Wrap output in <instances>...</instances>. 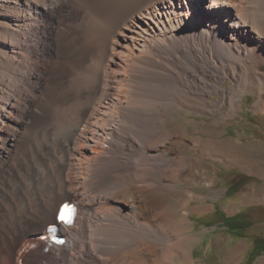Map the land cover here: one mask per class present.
Returning <instances> with one entry per match:
<instances>
[{"label":"bare ground","instance_id":"1","mask_svg":"<svg viewBox=\"0 0 264 264\" xmlns=\"http://www.w3.org/2000/svg\"><path fill=\"white\" fill-rule=\"evenodd\" d=\"M193 1L103 0L76 15V0H0V264H157L161 251L193 263V198L173 187L171 172L186 175L180 157L165 155L178 137L167 120L184 108L217 114L225 104L232 117L246 92L262 95L264 0H206L216 21L182 33L198 18ZM55 25L80 31L103 61L49 77L53 61H42L40 43L50 46ZM149 63L157 64V100L144 108L134 77ZM130 152L141 163L132 180L112 167L130 164ZM164 191L181 202L179 219ZM67 200L79 207L71 227L57 220ZM51 225L63 246L45 237ZM124 227L135 244L107 235ZM30 244L37 248L27 254Z\"/></svg>","mask_w":264,"mask_h":264},{"label":"rangeland","instance_id":"2","mask_svg":"<svg viewBox=\"0 0 264 264\" xmlns=\"http://www.w3.org/2000/svg\"><path fill=\"white\" fill-rule=\"evenodd\" d=\"M205 1H193L194 15L196 14L198 18L195 22L194 17L188 19L187 22L191 25L187 27L184 24L181 28L182 33L202 27L209 21H216L208 15ZM106 2L114 7V0ZM202 2L205 3L200 7ZM102 3L103 0H76L78 9L75 8V14L89 7L101 6ZM121 14L123 13L120 12L119 16ZM1 21H5L4 16H1ZM13 23L14 21H10V24ZM58 28V25L54 26V29ZM106 28L109 31L107 25ZM58 30V33L56 31L53 34L54 39L50 40V46H43V43H40L42 61H53L49 77L54 76V80L68 78L78 65H84L89 61H103L104 55L96 51V45L81 37L80 31L69 33L67 28ZM2 48L5 49L4 45ZM55 61L69 62L56 65ZM259 69L264 73V68ZM134 79L138 90L136 100L141 107L147 108L152 100H157V90L151 86L157 83V64L149 63L137 67ZM225 82L223 87L228 86L231 80L227 79ZM262 95L246 92L240 101L238 111L232 117H225L224 113L229 109L228 104H225L221 108L222 112L219 111L217 114L184 108L167 120V124L178 132L175 142H179V145L175 146V142L169 144L165 155L173 161L180 157L186 175V181H183L181 170L177 169L178 174L171 172L172 184L173 187L180 189L183 198L188 196L193 198L187 206L189 211L187 219L192 228L186 234L190 236L186 246L191 251L194 264H245L254 238H264V200H258L264 194V110L257 107H260V102H264L263 90ZM211 98L215 100L219 97L214 94ZM87 147V144H83V149ZM121 155L116 152L114 158L117 159ZM128 156L132 157L130 164L114 162L112 167L119 168L121 176L132 180L141 163L135 160V152H130ZM237 175L245 176L242 182L248 177L251 180L249 182L247 180L236 192L228 193V188L232 186V180ZM262 176L263 178L259 179ZM163 193L167 197V203H170L172 213L178 219L182 217L183 213L179 212L183 208L181 202L167 196L165 191ZM239 213H245L252 225L246 233L244 232V238L231 234L219 220L222 215L232 217ZM107 235L118 244L133 245L136 242V232L130 227L111 230ZM33 251L34 249L27 254ZM160 254L158 253L162 260L157 261V264H193L186 261L185 253L182 251L176 252V255L169 259L162 251ZM254 264H264V253Z\"/></svg>","mask_w":264,"mask_h":264},{"label":"trees","instance_id":"3","mask_svg":"<svg viewBox=\"0 0 264 264\" xmlns=\"http://www.w3.org/2000/svg\"><path fill=\"white\" fill-rule=\"evenodd\" d=\"M243 176L237 175V176L234 177L235 179L233 178L232 186L228 188V193L236 192L241 186L246 184L247 180H248V182L251 180L250 177H248L247 180L242 182V178H245V176L244 177ZM219 220L222 221V225L225 226V228L231 234H236V235H238L239 237H242V238L245 237L246 231H248V229L251 228V226H252L251 223L248 221L247 216H246L245 213H239V214H237L235 216H232V217H228V216L222 215L219 218ZM247 234H248V232H247ZM263 253H264V238L255 237L254 241H253V246L249 250L248 257H247V260H246L245 264H254L257 261V259Z\"/></svg>","mask_w":264,"mask_h":264},{"label":"snow or ice","instance_id":"4","mask_svg":"<svg viewBox=\"0 0 264 264\" xmlns=\"http://www.w3.org/2000/svg\"><path fill=\"white\" fill-rule=\"evenodd\" d=\"M72 210L68 208V206H65V209L61 211L60 219L62 222H70V219L68 218L67 214L70 213Z\"/></svg>","mask_w":264,"mask_h":264},{"label":"crops","instance_id":"5","mask_svg":"<svg viewBox=\"0 0 264 264\" xmlns=\"http://www.w3.org/2000/svg\"><path fill=\"white\" fill-rule=\"evenodd\" d=\"M262 178H263V176H262V177H259V179H262ZM260 199H261V200H264V194H262L261 197H260L258 200H260ZM259 202H260V201H259Z\"/></svg>","mask_w":264,"mask_h":264}]
</instances>
